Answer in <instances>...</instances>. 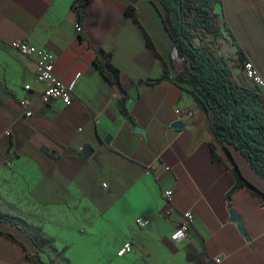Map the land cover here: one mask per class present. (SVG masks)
<instances>
[{
  "label": "crops",
  "instance_id": "obj_1",
  "mask_svg": "<svg viewBox=\"0 0 264 264\" xmlns=\"http://www.w3.org/2000/svg\"><path fill=\"white\" fill-rule=\"evenodd\" d=\"M75 2L0 0V212L28 228L0 220V264H264V176L217 140L211 112L180 76L188 63L172 56L159 0ZM215 10L221 34L209 41L264 101L242 67L250 57L264 76V0H216ZM18 39L55 56L54 73L73 86L70 104L43 101L37 57L14 50ZM101 49L120 85L98 67ZM235 167L253 187L239 184ZM127 241L133 250L119 255Z\"/></svg>",
  "mask_w": 264,
  "mask_h": 264
},
{
  "label": "trees",
  "instance_id": "obj_2",
  "mask_svg": "<svg viewBox=\"0 0 264 264\" xmlns=\"http://www.w3.org/2000/svg\"><path fill=\"white\" fill-rule=\"evenodd\" d=\"M173 48L179 50L186 64L181 78L189 82L196 102L212 114L213 130L221 144L237 147L253 168L264 176V101L262 96L232 77L231 67L217 55L211 41L194 42V31L205 30L206 35L221 34L216 0H159ZM84 8V7H83ZM83 10H81V13ZM192 17V19H187ZM96 63L104 76L120 85V71L111 63V55L100 50ZM167 72H164L166 75ZM120 99L125 103L124 89ZM239 184L253 187L234 169ZM0 220L19 226L28 233L27 224L20 218L0 212Z\"/></svg>",
  "mask_w": 264,
  "mask_h": 264
},
{
  "label": "built area",
  "instance_id": "obj_3",
  "mask_svg": "<svg viewBox=\"0 0 264 264\" xmlns=\"http://www.w3.org/2000/svg\"><path fill=\"white\" fill-rule=\"evenodd\" d=\"M83 4V0H76L75 5L78 8H81ZM83 27L81 23L76 24V30L78 32L82 31ZM196 36L194 37V42L199 45L204 40L205 37H209L206 35L205 30L202 31H194ZM209 40V39H208ZM206 41V40H205ZM1 42V40H0ZM10 46L25 55H32L37 57V81L44 84V89L42 92V99L44 102H49L51 99L59 98L65 104H70L73 100V86L66 85L60 77L54 73V63L55 56L48 50H39L35 45H31L26 39H18L10 42ZM173 57L179 56V50L175 47L173 49ZM242 67L246 77L252 80L258 88L262 89L264 94V76L261 74L259 69L254 64L253 60L250 57H245L242 60ZM26 90L31 89L30 84L25 85ZM263 99V98H262ZM32 100L28 97H24L21 99V105L24 108V115L26 117H31L32 112ZM182 110H177L178 115H183ZM188 115H192L193 112H187ZM106 186V183H103ZM165 196L167 198H171L173 196V190L167 189L165 190ZM231 202V201H230ZM185 220L184 222L177 228L172 238L175 240L180 239L185 236V232L188 229L190 221L193 219V213L188 210L184 213ZM148 221L143 217L136 218V224L139 227H145L148 225ZM133 250V244L131 241H127L123 244L118 254L123 255L129 253Z\"/></svg>",
  "mask_w": 264,
  "mask_h": 264
},
{
  "label": "water",
  "instance_id": "obj_4",
  "mask_svg": "<svg viewBox=\"0 0 264 264\" xmlns=\"http://www.w3.org/2000/svg\"><path fill=\"white\" fill-rule=\"evenodd\" d=\"M185 125V122L183 120H177L175 121L173 124H172V127L174 128H178V129H182ZM135 132H139L141 133L145 138H147V131L145 128L137 125L136 128H135ZM111 140V136H107L105 138V142L106 143H109ZM82 156H85L84 155V152H82ZM230 220L233 221V222H236L237 223V226L239 228V230L244 234V236L247 238V234H246V231L245 229L243 228V223L241 221V217L237 214V212L234 210V209H231L230 210Z\"/></svg>",
  "mask_w": 264,
  "mask_h": 264
},
{
  "label": "rangeland",
  "instance_id": "obj_5",
  "mask_svg": "<svg viewBox=\"0 0 264 264\" xmlns=\"http://www.w3.org/2000/svg\"><path fill=\"white\" fill-rule=\"evenodd\" d=\"M187 19L190 20V19H192V17H187ZM208 39H209V37H205V40H206V41H209Z\"/></svg>",
  "mask_w": 264,
  "mask_h": 264
}]
</instances>
